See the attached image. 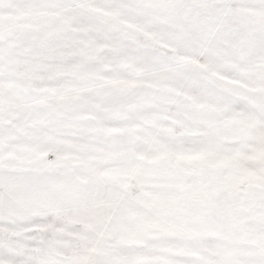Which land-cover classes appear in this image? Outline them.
Here are the masks:
<instances>
[{"label": "snow or ice", "instance_id": "snow-or-ice-1", "mask_svg": "<svg viewBox=\"0 0 264 264\" xmlns=\"http://www.w3.org/2000/svg\"><path fill=\"white\" fill-rule=\"evenodd\" d=\"M0 264H264V0H0Z\"/></svg>", "mask_w": 264, "mask_h": 264}]
</instances>
